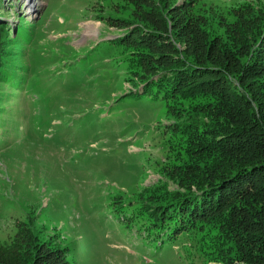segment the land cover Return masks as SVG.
I'll return each mask as SVG.
<instances>
[{"label": "rangeland", "instance_id": "1", "mask_svg": "<svg viewBox=\"0 0 264 264\" xmlns=\"http://www.w3.org/2000/svg\"><path fill=\"white\" fill-rule=\"evenodd\" d=\"M162 16L168 31L159 34ZM200 16L218 51L220 43L232 48L244 28L264 35V0H0V72L14 71L24 86L10 89L0 77V249L33 242L32 259L46 264H224L220 223L206 219L202 229L204 195L185 193L198 187L195 165L183 171L162 148L169 135L199 149L213 140L197 128L192 107L157 99L165 87L154 84L160 74L178 76L182 63L174 60L192 48L173 27ZM112 41L85 77H65V67L91 61ZM158 59L168 68L156 70ZM202 179L199 172L195 181ZM225 193L212 191L208 205ZM178 215L183 222L172 221Z\"/></svg>", "mask_w": 264, "mask_h": 264}, {"label": "trees", "instance_id": "2", "mask_svg": "<svg viewBox=\"0 0 264 264\" xmlns=\"http://www.w3.org/2000/svg\"><path fill=\"white\" fill-rule=\"evenodd\" d=\"M200 17L196 20L181 18L183 19L182 25L173 27L176 30L180 26L182 40L192 48L184 53L185 58L180 55L179 60L177 55L176 59L178 60H174L180 61L178 64L182 63L181 68L176 69V72L179 73L178 76L170 78L165 74H160L154 80V84L156 87L157 85L165 87L162 94L165 100L158 96L156 91L157 99L164 102L176 99L188 111L192 107L191 113L196 118L197 128L200 126L204 130L202 133L198 130L197 134L204 133V137L210 136L213 143L204 139L205 147L202 149L192 144L183 146L181 144L183 135L179 134L175 137L170 135L165 137L162 148L170 158L178 161L179 168H183V171L192 170L195 165L193 169L195 172L191 175L194 179L193 183H197L194 186L198 187L196 190L185 189V193L192 199H197L199 196V194L195 195L197 191L204 195L203 210L199 215L203 222L202 229H207L206 219L220 223L219 226H210L208 231L213 233L219 227L223 233L225 243L221 259L224 264H236L240 260L248 261V264H264V240L256 243L251 240L257 234L264 237V35L262 31L257 33L252 29L249 31L248 28H244L247 31L234 37L232 48H226L227 46H222L220 43L216 47H222L224 50L219 48L218 51L213 47L212 40L214 39L211 38V40L205 34L208 27L205 23L206 18ZM167 18L170 19L169 16ZM161 20L163 26L152 25L155 26L154 28L159 34H163L162 31H168L164 24L165 17L162 16ZM172 22L171 19L170 24ZM237 25L232 27L237 29ZM261 26H263V22H261ZM2 27L4 30H8L6 26ZM104 43L102 48L99 47V51H92L91 57L94 58L91 61L89 58H83L82 64L78 68H73L71 64L69 67H65L63 69L65 77L68 79L85 77L84 71L95 67L96 62L101 61L104 55L112 52L116 41L108 42L106 45ZM150 50L149 53H151ZM4 57L2 56L0 60ZM229 60L232 63V69L229 67ZM157 61L161 64L154 62L156 70L167 67L160 59ZM71 63L76 65L73 61ZM215 68L225 76L215 75L217 73L216 70H213ZM183 71L189 74L186 80H180ZM229 73L232 77V79L229 78L230 84L225 80ZM18 74L20 73L18 72ZM59 74L53 73L50 76L56 79ZM14 76V71L3 69L0 72V77L8 81L7 85L10 89L18 90V86L24 87L20 78ZM187 80H191L193 83ZM233 80L240 81V85L235 86ZM18 81L17 88H14ZM152 89L154 88L152 87ZM6 117H9V113L6 114ZM4 127L0 126L1 140L6 138V135L3 134ZM174 161L173 164L176 166ZM216 167H218V171L215 170ZM199 172L206 176V179H202L203 184H200L202 180L195 181ZM222 189L226 193L215 201V206H209L210 193L213 191L215 195ZM199 218L191 221L192 236L199 230L196 229L200 223L197 220ZM196 220L197 222L194 223L193 221ZM172 221L180 223L184 219L182 215H178ZM256 223H259L258 228H253L256 234L250 236L251 227ZM172 227L174 228L176 225L166 226V228ZM236 234H242L246 238V242L236 239L234 237ZM14 243L18 246L0 249V264L47 263L32 259L31 256H33L35 248L33 242L28 245L24 240L14 239ZM19 246L26 251L25 253H30L28 259L24 256L20 257L23 252Z\"/></svg>", "mask_w": 264, "mask_h": 264}]
</instances>
